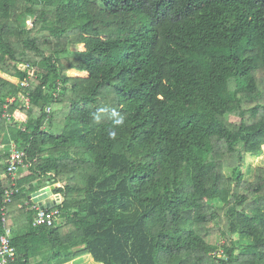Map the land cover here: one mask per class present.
<instances>
[{"label":"trees","instance_id":"obj_1","mask_svg":"<svg viewBox=\"0 0 264 264\" xmlns=\"http://www.w3.org/2000/svg\"><path fill=\"white\" fill-rule=\"evenodd\" d=\"M27 79L0 123L15 264H264V167L243 173L264 154V0H0V109ZM8 137L29 167L6 205ZM46 184L53 227L29 208Z\"/></svg>","mask_w":264,"mask_h":264},{"label":"built area","instance_id":"obj_2","mask_svg":"<svg viewBox=\"0 0 264 264\" xmlns=\"http://www.w3.org/2000/svg\"><path fill=\"white\" fill-rule=\"evenodd\" d=\"M22 71L32 69L29 64L20 66ZM32 75L29 76V79ZM29 79L20 83L21 91L17 97L9 98L6 103L0 109V123L2 121H12V116L9 112V107L15 102L20 101L24 106L29 107L31 103V97L29 88L31 83ZM47 112H51V108H47ZM9 153V162L7 165V173L10 177V185L5 191L4 203L6 205L11 204L14 197L19 193L18 178L19 174L29 167V163L26 161L25 152L18 148L16 144H12ZM32 196V195H30ZM29 196L31 210L36 212L34 225L35 226H47L53 227L61 223L62 217L59 210H46L41 209L38 202H35L34 198ZM55 198V197H54ZM17 261L16 248L13 245L12 229L7 219V206L2 208V232L0 233V264H15Z\"/></svg>","mask_w":264,"mask_h":264},{"label":"rangeland","instance_id":"obj_3","mask_svg":"<svg viewBox=\"0 0 264 264\" xmlns=\"http://www.w3.org/2000/svg\"><path fill=\"white\" fill-rule=\"evenodd\" d=\"M32 22H33V18L32 17H30V16H23V20H22V22H21V24H22V26H24V27H31V25H32ZM15 123H18V122H11L10 124L12 125H16L17 126V124H15ZM11 137V136H10ZM8 139V141L6 142V144L5 145H3L2 146V151L5 153V152H8V149H10V147H11V145L12 144H14V142H10V139H9V137L7 138ZM11 144V145H10ZM10 145V146H9ZM258 167H264V154L263 155H261L260 157H250L249 159H248V163H247V165L243 168V173H244V180H246V181H251V180H253V178H254V174H255V170H256V168H258ZM49 185L50 184H46V187L48 186L49 187ZM38 187H43L44 186V184H41V183H38V185H37ZM45 187V188H46ZM45 188H43V189H45ZM236 239H238V237H236ZM207 241L209 242V243H211L213 246H216V247H220L222 244H223V242H222V240H221V238H220V236H210V237H208L207 238ZM70 251H72V249H70L69 247H65L63 250H62V253L63 254H68ZM87 258L88 257H84V258H82L81 260H87ZM79 261V260H78ZM78 261H76V262H78ZM35 262V260H33V262L32 263H34Z\"/></svg>","mask_w":264,"mask_h":264},{"label":"water","instance_id":"obj_4","mask_svg":"<svg viewBox=\"0 0 264 264\" xmlns=\"http://www.w3.org/2000/svg\"><path fill=\"white\" fill-rule=\"evenodd\" d=\"M54 189H55V186H49V187H46L45 189H41V190L37 191V193H39L40 191L48 190V194H45L44 196L36 198V196H35L36 192H35L30 197L34 198L35 202L39 203L41 209L51 208L55 202V198L53 195Z\"/></svg>","mask_w":264,"mask_h":264},{"label":"crops","instance_id":"obj_5","mask_svg":"<svg viewBox=\"0 0 264 264\" xmlns=\"http://www.w3.org/2000/svg\"><path fill=\"white\" fill-rule=\"evenodd\" d=\"M11 145V144H10ZM9 145V146H10ZM54 195V194H53ZM56 198V197H55ZM83 262H85V260H79L78 262H76V264H81V263H83Z\"/></svg>","mask_w":264,"mask_h":264}]
</instances>
